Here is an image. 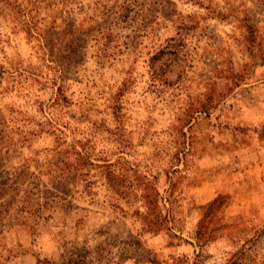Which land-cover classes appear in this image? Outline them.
Returning <instances> with one entry per match:
<instances>
[{
	"label": "rangeland",
	"instance_id": "obj_1",
	"mask_svg": "<svg viewBox=\"0 0 264 264\" xmlns=\"http://www.w3.org/2000/svg\"><path fill=\"white\" fill-rule=\"evenodd\" d=\"M0 264H264V0H0Z\"/></svg>",
	"mask_w": 264,
	"mask_h": 264
}]
</instances>
